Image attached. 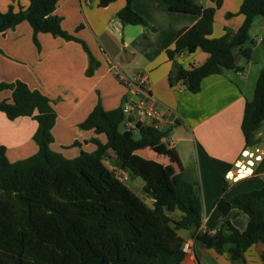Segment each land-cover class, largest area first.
<instances>
[{
	"label": "trees",
	"instance_id": "16d2710c",
	"mask_svg": "<svg viewBox=\"0 0 264 264\" xmlns=\"http://www.w3.org/2000/svg\"><path fill=\"white\" fill-rule=\"evenodd\" d=\"M27 1L25 9L10 5L0 12V33L26 22L37 48L40 33L78 43L88 60L85 75L92 76L99 63L83 40L62 30L61 19L53 14L58 0ZM113 1L100 0L98 6ZM124 1L116 14L120 24L148 27L133 10L134 0ZM212 1L214 6L203 7L192 0H155L167 12L198 17L194 25L177 34L173 48L165 52L172 62L170 86L181 82L190 93H197L204 78L224 70L239 71L238 55L250 58L251 49L241 48L250 39L253 20L264 19V0H242L237 12L243 16L242 24L236 31L225 29L219 38L210 36L215 11L223 0ZM262 47L264 51V40ZM196 51L208 54L202 65L184 68L174 61L181 53ZM3 90L11 91V98L0 101V112L9 120L30 117L37 123L33 140L38 151L10 163L0 146V264H181L185 258L181 231L190 232L204 248L225 253L231 261H244V253L257 243L264 248V185L228 200L220 197L216 202L220 225L213 234L200 233L203 205L199 182L184 172L170 189L163 180V165L137 154L167 140L171 127L140 128L134 138V132L120 130L121 108L105 111L97 102L78 128L103 135L105 142L93 138L92 152L82 151L66 159L50 148L56 120L51 101L20 81L0 84V92ZM263 122L264 69L259 72L252 100L244 105L240 130L245 148L257 143L255 134ZM108 152L114 154L121 170L142 181L143 196L154 199L153 204L115 177L104 164ZM232 210L246 215L243 231L225 220ZM260 259L264 264V249Z\"/></svg>",
	"mask_w": 264,
	"mask_h": 264
},
{
	"label": "crops",
	"instance_id": "0c3cea01",
	"mask_svg": "<svg viewBox=\"0 0 264 264\" xmlns=\"http://www.w3.org/2000/svg\"><path fill=\"white\" fill-rule=\"evenodd\" d=\"M99 1L58 0L53 13L61 19L62 30L83 40L99 63L92 76L85 75L88 60L78 43L40 33L36 36L37 48L30 26L22 22L0 33V84L20 81L51 101L56 120L50 148L66 159H73L82 151L95 149L91 139L105 142L103 135L96 136L91 130L78 128L97 102L103 110L112 111L120 108L127 94L111 66L126 76L144 75L146 88L138 97L165 116L159 129H171L169 138L158 143L161 151L169 153L166 162L141 157L163 165V180L170 189L176 187L184 172L199 182L203 205L199 232L213 234L222 221L216 208L220 197L228 200L264 185V122L255 134L257 143L250 147H244L240 130L244 105L252 100L250 96L254 92L251 60L248 59L246 69L238 64L239 71L224 70L220 75L204 78L197 93H190L181 82L170 86L168 75L172 62L165 52L173 48L177 34L194 25L198 17L167 12L155 0H134L133 10L146 20L148 27L122 26L116 14L125 1L114 0L105 7H99ZM192 1L203 7L214 6L212 0ZM241 3L242 0L222 1L214 14L211 38L221 37L225 29L236 31L240 27L243 16L237 12ZM10 5L15 10L25 9L28 1L0 0V12H5ZM227 14L235 15L227 18ZM260 24L264 31V19ZM78 26L82 28L76 31ZM207 58L208 54L196 51L191 55L181 53L174 61L189 68L202 65ZM10 98L11 91L0 92V101H10ZM36 129L37 123L30 117L9 120L0 112V146L10 163L36 154L38 146L33 140ZM107 156L114 157V154L108 152ZM134 186L142 190L143 183L137 182ZM225 220L243 231L248 219L242 212L232 210ZM180 235L185 241L193 240L190 232H180ZM263 249L260 243L253 245L244 253V261L238 262L263 264L260 259ZM238 262L193 240V255L185 257L181 264Z\"/></svg>",
	"mask_w": 264,
	"mask_h": 264
},
{
	"label": "built area",
	"instance_id": "2783aa9c",
	"mask_svg": "<svg viewBox=\"0 0 264 264\" xmlns=\"http://www.w3.org/2000/svg\"><path fill=\"white\" fill-rule=\"evenodd\" d=\"M114 76L126 88L127 94L121 102V111L123 119L120 124L122 132H135L140 128L153 127L159 129L164 124L166 118L154 108L151 104L145 102L139 96L146 88V78L140 73H135L131 76H126L121 73L118 68H114ZM115 177L121 181H127V177L123 170L118 168H110ZM155 202L154 199H148L147 204L151 205ZM195 240V239H193ZM193 240L185 241L182 246V251L185 257L193 255Z\"/></svg>",
	"mask_w": 264,
	"mask_h": 264
},
{
	"label": "rangeland",
	"instance_id": "374dc122",
	"mask_svg": "<svg viewBox=\"0 0 264 264\" xmlns=\"http://www.w3.org/2000/svg\"><path fill=\"white\" fill-rule=\"evenodd\" d=\"M261 18V17H258ZM260 20L262 19H255L251 29H250V39L248 42H246L243 46V48H250L251 49V55H250V60H251V64H252V72L251 73V87L253 86V90L255 88V84L258 78L257 71L258 69H263L264 68V51H263V47L262 44L260 45L259 42L261 41V39H264V31L261 28V24H260ZM238 49L234 50V54H238ZM238 64L239 66L243 67V68H247V64H248V59H246L245 57L238 55ZM228 73H231L230 70L227 71ZM253 98V92L250 96V99ZM134 138H138V133L134 132ZM140 156H148V157H152L153 159L156 160H163V162H166V155L163 153V150H160V145L159 144H153L151 146V148L149 150H142L139 151L137 153ZM104 164L110 169L112 168H118V165L115 161L114 157L111 156H107L105 159ZM167 164V163H166ZM127 177V181L124 182V184H127L128 187H130L134 193L136 195H139L140 197H142V199L147 203V199L143 196V192L140 189H136L134 184L136 185L137 182L141 184V180L139 178H134L130 175L129 172L127 171H123ZM166 182H167V178L165 177ZM134 186V188H133ZM181 232H185V231H181ZM238 262V261H237ZM238 264H241L240 261L238 262Z\"/></svg>",
	"mask_w": 264,
	"mask_h": 264
}]
</instances>
